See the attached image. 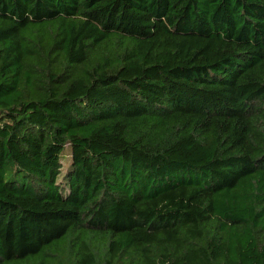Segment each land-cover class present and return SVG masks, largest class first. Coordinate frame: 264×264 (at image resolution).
<instances>
[{"label": "trees", "instance_id": "16d2710c", "mask_svg": "<svg viewBox=\"0 0 264 264\" xmlns=\"http://www.w3.org/2000/svg\"><path fill=\"white\" fill-rule=\"evenodd\" d=\"M0 264H264V0H0Z\"/></svg>", "mask_w": 264, "mask_h": 264}]
</instances>
